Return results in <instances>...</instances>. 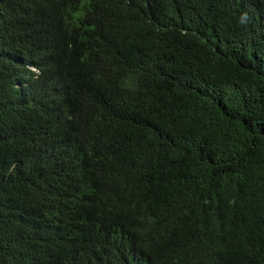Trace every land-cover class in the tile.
I'll use <instances>...</instances> for the list:
<instances>
[{
  "label": "trees",
  "instance_id": "trees-1",
  "mask_svg": "<svg viewBox=\"0 0 264 264\" xmlns=\"http://www.w3.org/2000/svg\"><path fill=\"white\" fill-rule=\"evenodd\" d=\"M0 264H264V0H0Z\"/></svg>",
  "mask_w": 264,
  "mask_h": 264
}]
</instances>
